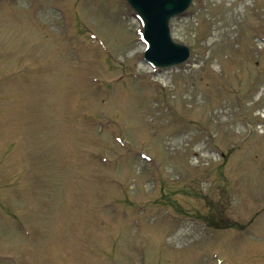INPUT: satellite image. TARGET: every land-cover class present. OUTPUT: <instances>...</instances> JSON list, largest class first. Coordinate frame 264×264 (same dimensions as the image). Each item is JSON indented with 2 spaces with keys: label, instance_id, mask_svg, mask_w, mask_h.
Segmentation results:
<instances>
[{
  "label": "rangeland",
  "instance_id": "obj_1",
  "mask_svg": "<svg viewBox=\"0 0 264 264\" xmlns=\"http://www.w3.org/2000/svg\"><path fill=\"white\" fill-rule=\"evenodd\" d=\"M117 1L0 0V70L29 66L11 82L19 101L12 102L5 82L0 88V153L10 139L21 141L18 154H8L9 172L0 170L10 176L9 183L0 177V252L19 255L7 262L0 254V264H264L262 125L242 150L238 145L248 117L264 119L256 117L264 111V90L252 96L251 85L236 95L249 101L240 110L232 92L245 88V69L259 72L264 86V43L253 34L264 20V0H194L173 21L176 39L191 46L192 56L180 70L159 74L168 85L162 92L122 78L120 65H110L79 28L86 22L112 56L126 53L125 68L132 70L131 53L141 45L135 21L119 14ZM92 75L103 87L88 82ZM108 114L114 127L99 132L98 116ZM117 132L128 146L113 165L102 156L83 160L89 149L112 154L117 145L109 135ZM141 150L159 153L156 164L163 166L157 175L166 183L153 193L149 165L130 159ZM177 174L175 183L167 181ZM115 179L132 184L123 198L139 208H96L99 189L115 199ZM173 207L186 214L177 219ZM232 223L247 228L214 229Z\"/></svg>",
  "mask_w": 264,
  "mask_h": 264
},
{
  "label": "water",
  "instance_id": "obj_2",
  "mask_svg": "<svg viewBox=\"0 0 264 264\" xmlns=\"http://www.w3.org/2000/svg\"><path fill=\"white\" fill-rule=\"evenodd\" d=\"M130 2L137 6L142 13L147 23L146 37L153 43L152 46H155L161 40L167 42L165 31L167 19L183 8L187 0H184V2L181 0H130ZM152 32L160 34L158 40H154Z\"/></svg>",
  "mask_w": 264,
  "mask_h": 264
}]
</instances>
